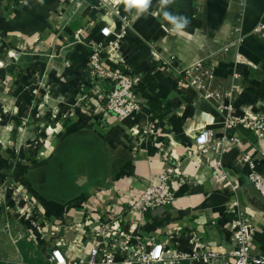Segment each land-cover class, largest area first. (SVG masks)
I'll use <instances>...</instances> for the list:
<instances>
[{
  "label": "crops",
  "instance_id": "obj_1",
  "mask_svg": "<svg viewBox=\"0 0 264 264\" xmlns=\"http://www.w3.org/2000/svg\"><path fill=\"white\" fill-rule=\"evenodd\" d=\"M99 3L0 0V264H50L52 245L64 228L72 227L68 237L74 239L77 224L113 210L126 229L176 243L190 254L194 244L230 251L240 209L255 226L254 253L264 255V199L253 192L242 162L249 155L264 176V140L243 127L226 130V113L199 98L166 64L171 57L178 68L205 59L216 74L212 89L232 112L264 118V30L255 31L264 26V0H172L168 5L151 0L145 11L123 2L122 14L132 20L123 44L125 53L133 52L127 66L140 82H150L147 97L138 93V114L103 123L83 109L68 111L89 77L87 43L101 42L100 30L111 21L115 31L121 28L117 17L96 9ZM165 12L189 23L170 31ZM78 32L84 43L75 40ZM238 39L239 46L220 51ZM239 55L245 61H237ZM150 99L160 101L161 110L152 109ZM197 126L213 130L217 142L231 136L238 142L225 140L219 156L211 150L210 160L197 164L192 156ZM216 158L221 169L213 163ZM168 168L180 173L171 181L185 178L174 188L173 204L131 211L134 196L158 185ZM221 172L239 188L226 187ZM15 190L27 201L18 202Z\"/></svg>",
  "mask_w": 264,
  "mask_h": 264
},
{
  "label": "built area",
  "instance_id": "obj_2",
  "mask_svg": "<svg viewBox=\"0 0 264 264\" xmlns=\"http://www.w3.org/2000/svg\"><path fill=\"white\" fill-rule=\"evenodd\" d=\"M123 2L124 0L119 2L100 0L96 9L105 11L114 18L117 17L121 28L120 31H115V23L111 21L100 30L103 37L101 42L87 43L91 46L87 65L89 77L83 84V92L74 107L68 106L70 113H74L76 108L83 109L97 123H103L111 117L124 121L142 109L136 91L140 80L127 66L123 50L124 41L132 27L130 16L122 14L120 7L123 6ZM11 4H14L12 0ZM154 15L158 16V13L155 12ZM169 28L173 31L171 23ZM263 30L262 25L255 31ZM74 38L77 42L84 43L79 32L74 34ZM241 41L242 39H238L236 43H227L221 46L220 51L228 53L232 47L239 46ZM156 58L159 59V56ZM237 61L243 62L245 58L239 55ZM166 64L186 78L187 86L197 92L199 98L214 102L218 110L226 113L224 121L226 130L243 127L254 132L259 140H264V118L253 114L233 113L232 107L226 105L221 100V95L212 89L216 74L205 59L198 60L190 67L178 68L177 60L171 57ZM193 138L197 151L192 156L200 165L210 160L211 150H215L219 156L223 147L222 142L225 140L231 141L232 144L238 142V139L232 136L224 137L222 142H217L215 132L203 126L195 128ZM242 162L248 166L249 183L264 197V176L258 170V163L249 155L244 156ZM213 163L219 169L222 168L220 158L214 159ZM173 173L180 174L177 169L168 168L159 177L158 185L148 186L142 193L134 196L130 201V210L145 213L172 205L175 200L176 184L185 182V178H180L179 182L171 181ZM218 178L226 187L233 190L239 188L228 180L224 172H221ZM14 194L18 202L24 199L27 201L26 195L20 190H15ZM27 204L29 205V202ZM236 205L238 204H235V207ZM236 210L238 218L231 227L233 248L228 252L209 250L202 244H194L193 252L189 254L180 251L176 243L143 238L134 227L126 229L123 217L113 210L105 215L101 213L97 218H87L84 224H77L74 230L78 236L74 239L68 237L73 230L72 227L64 228L63 235L55 238L52 245L50 264H181L183 261H189L191 264H264V255L254 253L252 247L254 223L240 209ZM22 215L27 220L31 219L25 211ZM82 231L83 234L79 235ZM55 232L60 234V228L57 227Z\"/></svg>",
  "mask_w": 264,
  "mask_h": 264
},
{
  "label": "clouds",
  "instance_id": "obj_3",
  "mask_svg": "<svg viewBox=\"0 0 264 264\" xmlns=\"http://www.w3.org/2000/svg\"><path fill=\"white\" fill-rule=\"evenodd\" d=\"M117 2H119V0H117ZM124 2L129 8L135 6L138 10L145 11L149 7L151 0H124ZM171 2L172 0H160L162 5H168ZM164 17L173 25V31L177 32L182 30L189 23V21L184 17H180L183 18V23H178L177 18L179 16H173L168 12L164 13Z\"/></svg>",
  "mask_w": 264,
  "mask_h": 264
},
{
  "label": "trees",
  "instance_id": "obj_4",
  "mask_svg": "<svg viewBox=\"0 0 264 264\" xmlns=\"http://www.w3.org/2000/svg\"><path fill=\"white\" fill-rule=\"evenodd\" d=\"M22 1L24 0H14V2L16 4H19L21 3ZM133 52L130 50L128 53H125V57L129 56V55H132ZM150 82V80L147 78L146 81L144 80H141V82L138 83L137 85V88H136V91H137V94L140 93L142 94L144 97H147V84ZM149 105L151 106L152 109H156V106H159L158 110H161V102L158 101V100H149Z\"/></svg>",
  "mask_w": 264,
  "mask_h": 264
},
{
  "label": "water",
  "instance_id": "obj_5",
  "mask_svg": "<svg viewBox=\"0 0 264 264\" xmlns=\"http://www.w3.org/2000/svg\"><path fill=\"white\" fill-rule=\"evenodd\" d=\"M251 187H252L253 192H255L260 198L264 199V197L260 194V192L253 185H251Z\"/></svg>",
  "mask_w": 264,
  "mask_h": 264
},
{
  "label": "rangeland",
  "instance_id": "obj_6",
  "mask_svg": "<svg viewBox=\"0 0 264 264\" xmlns=\"http://www.w3.org/2000/svg\"><path fill=\"white\" fill-rule=\"evenodd\" d=\"M48 125H50V124H48Z\"/></svg>",
  "mask_w": 264,
  "mask_h": 264
}]
</instances>
